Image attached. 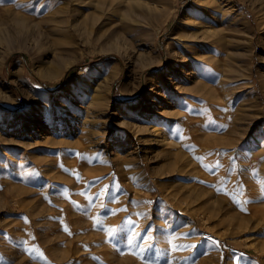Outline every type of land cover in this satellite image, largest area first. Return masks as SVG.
I'll list each match as a JSON object with an SVG mask.
<instances>
[{"label":"rangeland","instance_id":"374dc122","mask_svg":"<svg viewBox=\"0 0 264 264\" xmlns=\"http://www.w3.org/2000/svg\"><path fill=\"white\" fill-rule=\"evenodd\" d=\"M114 2L0 0V264H264V0Z\"/></svg>","mask_w":264,"mask_h":264},{"label":"bare ground","instance_id":"6f19581e","mask_svg":"<svg viewBox=\"0 0 264 264\" xmlns=\"http://www.w3.org/2000/svg\"><path fill=\"white\" fill-rule=\"evenodd\" d=\"M10 1H13L14 2V0H10ZM115 0H111V3L113 4V3H115L114 2ZM197 21V20H196ZM199 21V20H198ZM201 21V20H200ZM202 22V21H201ZM203 29V28H202ZM69 227V226H68Z\"/></svg>","mask_w":264,"mask_h":264}]
</instances>
